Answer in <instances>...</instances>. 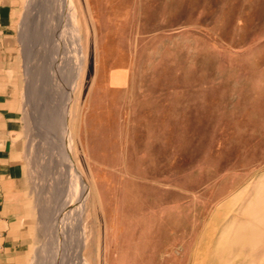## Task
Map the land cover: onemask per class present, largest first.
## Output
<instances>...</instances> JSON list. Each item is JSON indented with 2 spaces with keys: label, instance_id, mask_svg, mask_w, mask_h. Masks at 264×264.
Masks as SVG:
<instances>
[{
  "label": "rangeland",
  "instance_id": "rangeland-1",
  "mask_svg": "<svg viewBox=\"0 0 264 264\" xmlns=\"http://www.w3.org/2000/svg\"><path fill=\"white\" fill-rule=\"evenodd\" d=\"M68 1H20L0 264H264V0Z\"/></svg>",
  "mask_w": 264,
  "mask_h": 264
},
{
  "label": "crops",
  "instance_id": "crops-1",
  "mask_svg": "<svg viewBox=\"0 0 264 264\" xmlns=\"http://www.w3.org/2000/svg\"><path fill=\"white\" fill-rule=\"evenodd\" d=\"M21 0H0V225L4 228L0 230L1 255L8 248L9 260L16 261V250L18 236L16 230H11L9 225L15 222L16 215L19 213L20 199H22L23 188L21 186L23 178V166L17 151L13 148L12 136L15 133L13 108L11 96L7 93L9 72L12 67L9 65L11 54H13L12 34L18 12L21 9ZM116 68L110 69L108 73V85L115 88H122L127 85L130 70L126 67L123 70L125 83L115 84L111 81L112 72ZM10 96V98H8ZM14 232V235H13ZM12 233V234H11ZM262 253L256 254L252 262L264 263Z\"/></svg>",
  "mask_w": 264,
  "mask_h": 264
},
{
  "label": "bare ground",
  "instance_id": "bare-ground-1",
  "mask_svg": "<svg viewBox=\"0 0 264 264\" xmlns=\"http://www.w3.org/2000/svg\"><path fill=\"white\" fill-rule=\"evenodd\" d=\"M69 1H70V0H69ZM69 1H68V2H69ZM68 2H67V3H68ZM63 3H64V1H63ZM69 3H70V2H69ZM69 3H68V4H69ZM64 5H65V4H64ZM71 5H72V4H71ZM72 6H73V5H72ZM65 8H66V7H65ZM65 8H64V9H65ZM75 68H76V67H75ZM78 69H79V67H78ZM73 70H74V69H73ZM74 71H75V70H74ZM76 71H77V68H76ZM77 72H78V71H77ZM77 72H75V73H77ZM72 75H73V74H72ZM74 77H75V76H74ZM68 149H69V148H68ZM67 157H68V156H67ZM67 162H68V161H67ZM71 165H72V164H71ZM73 169H74V168H73ZM73 169H72V171H74ZM75 170H76V169H75ZM69 171H71V170H69ZM69 171H68V172H69ZM76 171H78V170H76ZM75 174H76V173H75ZM78 174H79V173H78ZM79 177H80V176H79Z\"/></svg>",
  "mask_w": 264,
  "mask_h": 264
}]
</instances>
